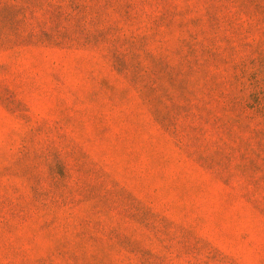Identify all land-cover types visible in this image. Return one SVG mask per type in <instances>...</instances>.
Segmentation results:
<instances>
[{"label": "rangeland", "instance_id": "374dc122", "mask_svg": "<svg viewBox=\"0 0 264 264\" xmlns=\"http://www.w3.org/2000/svg\"><path fill=\"white\" fill-rule=\"evenodd\" d=\"M0 264H264V0H0Z\"/></svg>", "mask_w": 264, "mask_h": 264}]
</instances>
